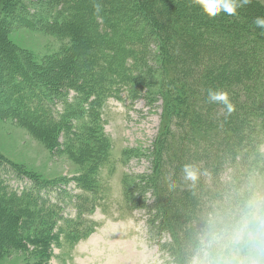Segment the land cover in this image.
Masks as SVG:
<instances>
[{
    "label": "rangeland",
    "instance_id": "374dc122",
    "mask_svg": "<svg viewBox=\"0 0 264 264\" xmlns=\"http://www.w3.org/2000/svg\"><path fill=\"white\" fill-rule=\"evenodd\" d=\"M251 2L264 7V0ZM66 5L63 0H0V16L4 14V20H0V158L6 167L15 165L56 184L66 216L76 219L80 231H92H85V236L72 244L64 238L53 242L44 254L26 240L42 228L38 223L44 219L40 217V221L34 215L23 219L21 246L8 241L12 237L11 220L3 211L0 264H190L200 248L193 245L205 240L214 221H234L248 201L264 196V103L231 120L240 130L238 138L229 141L231 148L237 145L232 150L227 144L220 149L222 140L216 137H234L233 132H217L218 126L227 121L218 118L216 129L192 125L205 102L198 99L194 103L186 89L189 80L184 74L174 79L169 68L159 73L157 65H152V78L147 81L151 90L146 85L132 84L134 96L124 90L99 107L78 100L77 93L75 96L68 88L74 79L82 82L85 70L91 69L93 51L82 53L79 45L77 56L81 60L75 58L72 63V38L60 27L67 19ZM81 25L85 27L79 24V31ZM263 35L255 36L259 45L264 44ZM208 41H203L202 51L205 46L209 49ZM194 54L197 58L196 50ZM199 59L202 68L206 59ZM17 73H24L43 92L39 108L54 105L58 113H69L73 129L88 137L86 143L105 149L94 155L105 156L97 169L91 156L83 162L73 158L64 145L54 148L31 122L24 121L19 112L25 108H16L18 102L10 86ZM169 81L174 86L167 98L161 86ZM241 93L238 103L243 105L248 98ZM209 114L229 116L217 104ZM63 137L61 134L60 141ZM186 164L194 165L200 173L196 181L200 190L193 206L189 204L191 196L185 198V192L195 184L184 179L182 169ZM9 180V186L19 190L31 186L27 179ZM170 182L178 183V191L169 188L170 195L179 201L173 204H185L187 210L183 205V213H193L179 219L181 227L168 220L170 227L164 229L152 215L157 213V189L171 186ZM165 193L168 200L173 199ZM39 195L40 202L50 199L46 188Z\"/></svg>",
    "mask_w": 264,
    "mask_h": 264
},
{
    "label": "trees",
    "instance_id": "16d2710c",
    "mask_svg": "<svg viewBox=\"0 0 264 264\" xmlns=\"http://www.w3.org/2000/svg\"><path fill=\"white\" fill-rule=\"evenodd\" d=\"M63 2L67 4L68 14L60 27L72 38L73 47L70 51L73 53L75 50L72 63H75L74 59L78 58L77 55L80 53L79 45L82 53L89 54L93 51L90 66L92 70H85L81 76L82 82L72 80L74 84H70L68 92H74L75 96L77 93L78 100L91 101V104L99 107L107 98L119 97L124 90H129L134 96L136 89L131 86L132 84L137 87L146 85L151 90L147 81L152 78L150 73L152 65H157L159 73L162 69L169 68L174 74V79L179 80L181 74H184V79L189 80L186 89L194 103L198 99L205 102L204 108H201L205 113L198 114L201 110L197 111L192 125L204 127L206 125L208 129H216L220 123L218 118L227 121L218 126L217 132H233L234 137L216 135L222 140L219 143L220 149H224L226 144L228 149L237 148V145L231 148L232 141H229L238 138L237 132L240 130L237 123L231 120L238 119L239 115L248 114L264 103V89L259 92L260 88H264V44L259 45L255 39V36L263 34L264 30L254 24L255 18L264 17V7L250 2L240 7L236 16L222 13V17L210 18L195 6L192 0H63ZM96 4L100 5L99 12H96ZM0 20H4V14L0 16ZM79 24H84L86 29L81 25L82 31H79ZM83 37L88 40L81 39ZM206 39L209 40L210 47L208 49L205 46V50L202 51V43ZM261 39L264 40V35ZM195 50L197 58L194 57L196 54L193 55ZM200 57L206 59L202 68L199 66ZM80 60L78 58L79 62ZM239 60L242 63H239ZM15 77L10 86L14 89L15 103L18 102L16 108H25L23 113L19 112L25 118L24 121L31 122L30 125L35 127L54 148L64 145V149L73 158L83 162L85 157L91 156L97 169L105 156L95 158L94 155L100 152L98 150L105 149L97 148L90 142L87 144L85 139L88 137L73 129V116L69 113L68 115L58 113L54 105L39 108L43 103V92L24 73H17ZM197 83L200 85L197 86ZM172 84L173 81H169L168 84L161 86L162 93L167 95V98L174 86ZM189 84L194 85L193 89ZM209 89L227 91L237 113L228 117H223L222 114L212 117L209 113L214 110L216 104L208 102ZM239 93L248 98L243 105L238 103ZM217 106L223 107L220 104ZM215 113L218 115V111ZM80 115L77 112L76 116ZM61 134H64L62 141ZM239 140L244 141L241 138ZM4 163L5 160L0 158V216H3L4 211L11 220L12 237L11 241L8 240L10 243L22 246L24 238L21 230L25 225L23 219L32 215L38 219L41 217L44 221L38 223L42 228L26 240L35 243L44 254L53 242H60L64 238L72 244L85 236L87 230L80 231L76 228V219L66 216L56 184L40 179L12 164H7L9 167L7 169ZM203 173L205 174V170ZM89 175H92V171ZM10 178L27 179L31 186L19 190L9 186ZM170 184L171 186L165 184L161 189H157L156 193L159 194L157 213L152 215L164 229L170 227L166 222L168 220H173L175 226L181 227L179 219L189 218L193 213H183L181 208L183 205L185 208V204L179 206L173 204L179 201L175 195H170L169 188L178 191L176 189L178 183ZM123 186L124 191L128 193L126 181L123 182ZM43 188H46L50 199L40 202L39 193ZM190 190L185 192V198L191 196L189 204L193 206L200 188L195 182L193 189ZM165 191L173 196V199L168 200L164 196ZM197 246L201 247V243L195 242L193 247Z\"/></svg>",
    "mask_w": 264,
    "mask_h": 264
},
{
    "label": "clouds",
    "instance_id": "9594fccd",
    "mask_svg": "<svg viewBox=\"0 0 264 264\" xmlns=\"http://www.w3.org/2000/svg\"><path fill=\"white\" fill-rule=\"evenodd\" d=\"M251 0H192L208 17L221 13L238 15V9ZM99 12L100 5H95ZM254 24L264 30V17H257ZM208 102L223 105L226 115L235 111L227 91L209 89ZM186 181L196 182L199 169L192 164L182 169ZM190 264H264V196L248 201L239 216L230 222L214 221L205 240L191 258Z\"/></svg>",
    "mask_w": 264,
    "mask_h": 264
}]
</instances>
